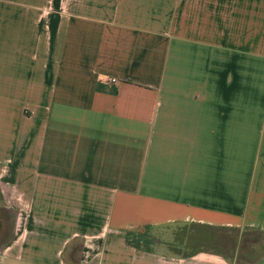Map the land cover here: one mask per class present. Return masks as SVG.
<instances>
[{
	"label": "crops",
	"instance_id": "1",
	"mask_svg": "<svg viewBox=\"0 0 264 264\" xmlns=\"http://www.w3.org/2000/svg\"><path fill=\"white\" fill-rule=\"evenodd\" d=\"M0 203V264H264V0H0Z\"/></svg>",
	"mask_w": 264,
	"mask_h": 264
},
{
	"label": "rangeland",
	"instance_id": "2",
	"mask_svg": "<svg viewBox=\"0 0 264 264\" xmlns=\"http://www.w3.org/2000/svg\"><path fill=\"white\" fill-rule=\"evenodd\" d=\"M13 223H14V212L0 203V247L3 246L6 243V241H8L12 237ZM183 228L185 229V231L188 230V225L184 226ZM257 238L259 239L261 238V236H257ZM258 241L259 242H254L253 240L249 239L246 240L245 242H242L241 248L243 249V253L248 258L257 256L262 251H264V241L263 240H258Z\"/></svg>",
	"mask_w": 264,
	"mask_h": 264
},
{
	"label": "built area",
	"instance_id": "3",
	"mask_svg": "<svg viewBox=\"0 0 264 264\" xmlns=\"http://www.w3.org/2000/svg\"><path fill=\"white\" fill-rule=\"evenodd\" d=\"M109 79H110V80H115V77H110Z\"/></svg>",
	"mask_w": 264,
	"mask_h": 264
}]
</instances>
